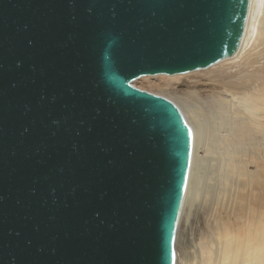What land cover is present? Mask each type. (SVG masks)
<instances>
[{"label": "water", "instance_id": "95a60500", "mask_svg": "<svg viewBox=\"0 0 264 264\" xmlns=\"http://www.w3.org/2000/svg\"><path fill=\"white\" fill-rule=\"evenodd\" d=\"M250 0H0V264H174L192 133L131 81L236 53Z\"/></svg>", "mask_w": 264, "mask_h": 264}, {"label": "rangeland", "instance_id": "374dc122", "mask_svg": "<svg viewBox=\"0 0 264 264\" xmlns=\"http://www.w3.org/2000/svg\"><path fill=\"white\" fill-rule=\"evenodd\" d=\"M256 39L252 44L250 42L247 45L246 53L244 52L245 54L242 55L243 58L245 56L257 57V63L253 64L251 68L244 66L243 58H236L224 66L215 63L196 73L186 72L189 74L185 77L181 76L180 81L182 82L181 84L179 82L178 85L167 87L163 85L164 82L158 76L166 74L145 75L149 79L137 80L138 77L130 83L143 90H147L150 84L153 85L152 88L165 86L171 90L183 84L201 83L208 86V84L218 82L217 84L221 85L239 79L238 83L245 81L253 88H259L260 84L264 82V40L261 41L262 39L259 37ZM245 68L249 69L248 72L251 74L247 75L248 72ZM244 75L249 77H242ZM197 154L206 157L200 169L202 175H206L207 182L215 183L217 200L212 208V216L208 223H202L206 217L202 209V200L199 197L193 201H191V197L185 199L175 231L174 264H198L201 251L210 255L211 264H223L227 249L232 250L234 247L231 246L232 243H236L243 250L240 251L241 258L247 257L248 264H250L253 256L256 257L260 252L264 253L262 242L264 239V136L262 135L253 143L245 144L244 151L238 153L237 157L243 160L244 168L242 170L233 168L231 172H225V175L210 170L209 165L216 164V161L212 159L215 156L213 153H206L200 148L197 150ZM254 245L257 246L258 251ZM250 248L254 251H251ZM231 255L233 258V251H231ZM260 255L264 257L262 254ZM238 264H240L239 260Z\"/></svg>", "mask_w": 264, "mask_h": 264}, {"label": "bare ground", "instance_id": "6f19581e", "mask_svg": "<svg viewBox=\"0 0 264 264\" xmlns=\"http://www.w3.org/2000/svg\"><path fill=\"white\" fill-rule=\"evenodd\" d=\"M258 37L262 39L261 41L264 40V0H250L244 32L236 53L231 57L218 61L216 64L224 66L227 62H232L236 58L242 59V55L246 53L247 45L250 42L252 44ZM243 61L245 67L251 68L253 64L257 63V57L245 56ZM248 70L246 69V72ZM198 71L200 70L191 71V73ZM187 74L189 73L169 76L159 75L158 78L167 87L178 85L179 82L181 84L180 77H185ZM247 75L242 77L246 78ZM242 77L239 78L242 79ZM142 79L149 78L145 76L139 77L137 80ZM238 80H235V82L228 81L221 85L214 82L211 85L208 84V86L201 83L186 84L187 86L183 84L171 90L165 88V86L156 85L154 89L152 88L153 85L150 84L147 89L150 93L163 96L172 101L191 129V154L182 206L185 199L191 197V201H193L199 197L202 200V209L206 215V217L203 216L205 218L202 223H208L209 218H211L212 208L217 197H215V183L207 182L206 175H202L200 169L206 157L204 158V155L199 156L197 150L201 148L206 153H213L215 156L212 159L216 161V164L209 165L208 163L210 170L225 175V172H231L233 168L242 170L244 164L243 160L237 157L238 153L244 151L245 144L253 143L262 135L264 136V82L260 84L259 88H253L245 81L238 83ZM199 84L201 86H198ZM262 242L264 244V239H262ZM231 246L234 247L232 250L227 249L223 264H238V260L240 264H248L247 257L241 258L240 251L243 250L236 243H232ZM250 246L253 248L252 244ZM252 248H250L251 251H254ZM255 249L258 251L257 246H255ZM231 251H233V258ZM260 254L264 256V253L260 252ZM260 254L256 257L253 256L250 264H264V257ZM198 264H211L210 255L201 251Z\"/></svg>", "mask_w": 264, "mask_h": 264}]
</instances>
